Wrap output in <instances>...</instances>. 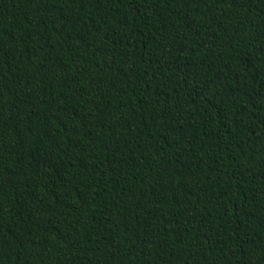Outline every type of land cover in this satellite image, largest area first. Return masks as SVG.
Wrapping results in <instances>:
<instances>
[{"label": "trees", "instance_id": "trees-1", "mask_svg": "<svg viewBox=\"0 0 264 264\" xmlns=\"http://www.w3.org/2000/svg\"><path fill=\"white\" fill-rule=\"evenodd\" d=\"M0 264H264V0H0Z\"/></svg>", "mask_w": 264, "mask_h": 264}]
</instances>
